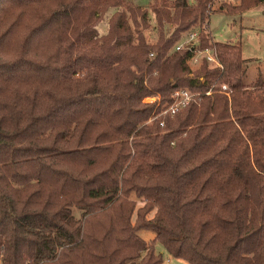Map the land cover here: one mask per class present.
I'll use <instances>...</instances> for the list:
<instances>
[{
	"label": "trees",
	"instance_id": "1",
	"mask_svg": "<svg viewBox=\"0 0 264 264\" xmlns=\"http://www.w3.org/2000/svg\"><path fill=\"white\" fill-rule=\"evenodd\" d=\"M211 2L0 0L1 264H166L156 242L188 264H264V80L202 30ZM194 26L221 67L174 48ZM181 87L195 100L155 117Z\"/></svg>",
	"mask_w": 264,
	"mask_h": 264
},
{
	"label": "rangeland",
	"instance_id": "2",
	"mask_svg": "<svg viewBox=\"0 0 264 264\" xmlns=\"http://www.w3.org/2000/svg\"><path fill=\"white\" fill-rule=\"evenodd\" d=\"M132 1L143 7H149L153 2V0ZM193 1L194 0H189V2ZM238 2L239 0H212L209 4V15L206 17L207 19L203 22L201 27L202 30L208 34L211 41H229L241 45L242 56L245 59L244 65L246 67L244 82L248 84L256 79L259 74L262 75L264 80V2L238 14L224 12L227 5H234ZM220 8L222 10H220ZM114 10L115 8H110L108 13L97 24L96 27L99 34H105L107 32L108 19ZM149 16L150 27L145 30V34L149 42L154 43L159 36V31L151 11L149 12ZM165 28H167V26ZM194 30L198 32L199 42L198 27L194 26L182 33L177 43L186 42V39L189 38L188 34ZM195 40L196 39H194V41ZM201 59V55H199L196 61L191 63L192 66L196 67ZM153 96L157 95L148 96L144 100H152ZM75 213L78 214L76 210ZM138 233L147 242L151 241L155 236V232L150 229H141ZM155 249L157 252L162 253L166 264H188L185 259L171 256L159 242H156Z\"/></svg>",
	"mask_w": 264,
	"mask_h": 264
},
{
	"label": "built area",
	"instance_id": "3",
	"mask_svg": "<svg viewBox=\"0 0 264 264\" xmlns=\"http://www.w3.org/2000/svg\"><path fill=\"white\" fill-rule=\"evenodd\" d=\"M189 38L186 39V42L184 43H177L175 46V49H189L192 52H194V56L192 59V62L196 61V58L201 55V58H204L210 66H217L221 67V64L218 60L217 57V52L215 50V47L212 45H209L203 49H199L196 45L198 43V32L197 31H191V33L188 34ZM194 39H196L194 41ZM152 55V53H151ZM228 85L227 84H222L221 85V90L225 91L227 90ZM206 94H210L211 90H208L205 92ZM198 95V93L193 92L189 90L186 87H181L176 89L173 94H172V102L170 105H168L166 108H164L161 112L158 113L155 117L165 114V113H170L173 114L176 111H178L180 108L183 106L187 105L190 101L195 100V97ZM152 96V95H151ZM158 96H153L152 100H146L148 102H153L157 101ZM162 124V122H161ZM1 264V261H0Z\"/></svg>",
	"mask_w": 264,
	"mask_h": 264
}]
</instances>
